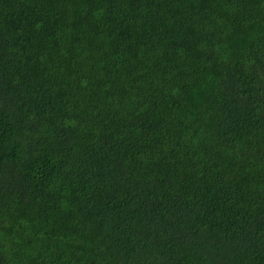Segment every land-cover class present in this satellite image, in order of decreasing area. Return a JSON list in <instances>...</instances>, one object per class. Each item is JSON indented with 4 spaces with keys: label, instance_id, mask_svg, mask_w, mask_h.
Here are the masks:
<instances>
[{
    "label": "trees",
    "instance_id": "16d2710c",
    "mask_svg": "<svg viewBox=\"0 0 264 264\" xmlns=\"http://www.w3.org/2000/svg\"><path fill=\"white\" fill-rule=\"evenodd\" d=\"M0 264H264V0H0Z\"/></svg>",
    "mask_w": 264,
    "mask_h": 264
}]
</instances>
